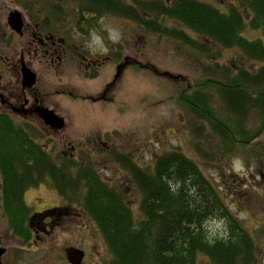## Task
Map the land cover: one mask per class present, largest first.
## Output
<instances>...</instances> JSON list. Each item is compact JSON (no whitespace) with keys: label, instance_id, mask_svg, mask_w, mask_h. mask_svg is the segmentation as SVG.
I'll list each match as a JSON object with an SVG mask.
<instances>
[{"label":"rangeland","instance_id":"obj_1","mask_svg":"<svg viewBox=\"0 0 264 264\" xmlns=\"http://www.w3.org/2000/svg\"><path fill=\"white\" fill-rule=\"evenodd\" d=\"M41 1L36 2L40 4ZM200 1L209 3L222 12H226L231 6L238 8L246 21L252 14L243 0ZM4 5L9 6L10 2L0 0V7ZM94 15L85 13L83 16L84 24H87L90 32L86 45L103 54L110 51H119L122 55L131 53L138 62L129 63L118 87L109 95L112 99L102 105L84 104L80 100L63 98L58 92L79 87L83 92L95 93L100 84L111 76L84 81L83 76L78 75L75 69L61 77L51 73L45 90L52 92V103L57 111L68 112L65 114L67 120L64 128L57 132L47 131L41 123L25 122L31 126L28 129L31 137L45 151H49L48 154L58 165H62L60 169L64 178L66 176L70 180H79L83 189L88 182L91 185L93 182L103 184V180L105 183L102 186L110 189L117 186L123 191L129 186L131 189L124 196L136 221L140 218L139 202L142 192L133 180L130 184L125 182L132 177L131 170L118 166L114 157V163L109 161V154L101 149H114L119 154H124L136 168L146 173L153 171L160 155L179 150L212 183L226 210V215H218L203 223L208 239H227L233 232L244 233L250 240L251 249L248 251V259L237 264H264V122L257 133L260 117L257 122H249L246 126L241 125L244 124L241 121L237 132L234 123L239 116L226 113L215 86H202V91L212 98L210 105L213 111L224 121L225 126H230L236 132L232 133V142L228 139L221 141L210 133L209 120H196L189 107L179 100L181 93L193 92L192 88H188L191 83H208V79L225 82V73L232 75L239 68L255 72L264 65V60H249L239 49L212 43L209 51L203 52L197 47L194 49L189 45L171 42L159 33L150 31L143 34L138 29H133L130 33L135 40L132 39L131 45L126 46L117 40L125 27L130 26L126 19L114 14L96 15L99 18H94ZM94 20L96 30L91 25ZM188 34L198 41L205 38L196 32ZM241 34L249 40H255L261 36V31L245 24ZM139 36L141 40L138 41L136 39ZM103 72L105 69L100 73ZM9 115L8 118L24 125L13 114ZM196 121L203 124V130L195 126ZM196 130L199 131L198 135ZM253 134L257 135L249 142H241L243 138L248 139ZM82 150L98 153L94 158L91 154L81 155ZM81 174L86 175L82 177ZM60 185H64L63 179ZM51 186L53 187L52 182L47 180L25 190L23 199L29 213L46 206L65 205L71 208V213H81V216H69L61 220L50 235H41L37 239L34 234L13 231L4 210L0 190L1 247L6 248L2 264H75L65 256L64 248L67 247L83 252L78 264H113L112 251L100 227L82 208L83 204L74 199L72 191L62 187L64 193L58 189L55 192L49 189ZM80 196L83 197V194ZM196 264H212V260L207 255L199 254Z\"/></svg>","mask_w":264,"mask_h":264},{"label":"trees","instance_id":"obj_2","mask_svg":"<svg viewBox=\"0 0 264 264\" xmlns=\"http://www.w3.org/2000/svg\"><path fill=\"white\" fill-rule=\"evenodd\" d=\"M243 3H247L252 11L247 21L238 8L231 6L222 12L198 0L181 3L174 15L182 26L210 42L239 49L249 60L263 61L264 0H243ZM245 24L259 29L261 36L255 40L245 38L241 34ZM178 35L184 39L181 31ZM196 47L203 49L202 44ZM225 75V82L208 79V83H191L188 88L193 92L181 93L179 100L189 107L196 120H209L213 137L232 142V133L236 132L225 126L213 111L212 98L202 91V86H215L222 108L231 116H239L234 123L237 132L241 121H244L241 125L246 126L251 116L257 114L261 118L259 133L264 122V65L255 72L239 68L236 73ZM196 122L195 126L203 130V124ZM29 127L26 123L16 124L8 116H0V190L9 223L17 232L27 229L24 221L29 208L23 195L28 187L50 180L62 193V187H69L73 193L83 189L79 180L64 178L62 165H58L31 137ZM196 134L199 131L196 130ZM255 135L243 138L241 142H249ZM133 168H130L132 178L143 195L137 221L121 192L94 182L93 185L88 182L81 191L82 208L100 227L112 251L113 264H196L199 254L209 256L212 264H237L248 259L251 243L246 234L233 232L227 239H208L203 223L226 215V210L212 183L183 153L174 150L160 155L151 173ZM85 175L81 174L82 177ZM62 179L64 185L60 187ZM92 186L97 190L94 187L91 190Z\"/></svg>","mask_w":264,"mask_h":264},{"label":"flooded vegetation","instance_id":"obj_3","mask_svg":"<svg viewBox=\"0 0 264 264\" xmlns=\"http://www.w3.org/2000/svg\"><path fill=\"white\" fill-rule=\"evenodd\" d=\"M7 1L11 6L0 7V116L10 117L11 113L15 116L14 118L23 121V123H41L43 128L49 132H57L64 128L65 120H67L65 114H68L67 111L56 110L52 103V99H54L52 92L45 90L46 84L50 82L51 73H56L54 76L61 77L75 69L78 75L83 76L82 80L84 81H95L101 77L109 78L111 76L110 79H105L100 84L99 90L95 93L83 92L79 87H71L58 92L62 94L63 98L80 100L84 104L102 105L112 99L109 95L113 89L118 87L120 78L129 63L137 61L131 53L122 55L119 51H110L103 54L90 49L86 45L90 32L87 24H84L85 13L95 14L94 18L114 14L126 19L130 26L125 27L121 37L117 39L118 42L126 46L131 45L132 39L135 40L130 33L136 29L143 34L150 33V31L159 33L171 42L189 45L194 49L196 45L202 44L203 52L209 51L210 43H212L206 38H203V41H198L195 37L190 36L188 32L195 33V31L182 26L183 24L174 15L177 12V7L189 0H42L40 4L36 2L37 0ZM202 3L211 5L206 2ZM14 12H18L20 15L22 24L20 31L14 29L10 22ZM91 25L93 29H97L95 20ZM179 31L183 33L184 39L179 38ZM136 40H141V37H137ZM25 68L30 71L31 82H24L22 70ZM103 69L105 72L101 74ZM83 89L86 90V88ZM44 108L53 110L55 114H59L58 116L63 118L62 128L54 129L44 124L39 114ZM257 118L258 115L253 114L250 123L257 122ZM93 142L96 143V140ZM101 151L109 154L108 156L111 158L109 161H113L114 157L118 166L129 171L131 167H134V170L145 173L142 169L136 168L124 154H119L114 149H101ZM46 152L49 153V151ZM81 152V155L91 154L94 158L98 153V151L92 150H82ZM132 180L135 183L132 177L125 182L130 184ZM103 182L105 183L104 180ZM104 183L100 185H104ZM45 184L47 185V183ZM103 187L110 189L107 186ZM49 189L57 192L54 186ZM67 189L70 191L69 187ZM130 189L128 186L122 191L114 186L112 190L121 192L123 201L129 206L124 195ZM74 193V199L83 204L84 198L80 196L82 192L79 190ZM70 210L71 208L65 205H51L34 210L31 214L28 211L24 221L27 229L26 232H23L29 235L34 234L37 239H40L41 235L48 236L56 229V226L60 225L61 220L69 216H81V213L73 214ZM1 245L0 236V248L3 249L0 255V264H2V257L6 254V248ZM67 248H64V252L69 259Z\"/></svg>","mask_w":264,"mask_h":264},{"label":"water","instance_id":"obj_4","mask_svg":"<svg viewBox=\"0 0 264 264\" xmlns=\"http://www.w3.org/2000/svg\"><path fill=\"white\" fill-rule=\"evenodd\" d=\"M11 25L14 29L17 31H20L22 28L21 20H20V15L18 12H14L12 14V20L10 21ZM23 76H24V82H31V74L28 69H23L22 70ZM40 117L44 121V124L49 126L50 128L54 129H60L64 125V120L62 117L58 116L53 112L51 109H42L40 111ZM68 253L69 260L72 263L78 264L82 260L83 257V252L74 248H67L66 249ZM3 252V249L0 248V255Z\"/></svg>","mask_w":264,"mask_h":264}]
</instances>
